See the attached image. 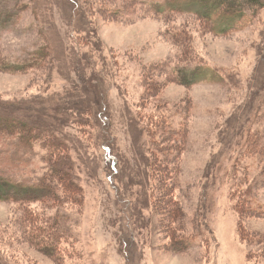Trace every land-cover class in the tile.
I'll return each mask as SVG.
<instances>
[{
	"label": "rangeland",
	"instance_id": "rangeland-1",
	"mask_svg": "<svg viewBox=\"0 0 264 264\" xmlns=\"http://www.w3.org/2000/svg\"><path fill=\"white\" fill-rule=\"evenodd\" d=\"M3 3L0 116L47 132L32 147L19 129L1 131L0 177L27 186L47 179L60 156L45 139L55 134L79 185L72 193L57 178L61 202H0V261L129 264V255L131 264H264V217L245 215L234 194L250 181L248 163L253 180L263 166L250 155L238 167L245 145L224 157L223 142L247 121L264 141V6L218 36L227 21L174 10L189 9L186 0ZM203 66L226 81L177 82L180 70ZM82 92L92 111L72 107ZM166 117L185 125L181 153L162 127ZM106 141L114 153L104 151ZM155 144L164 156L153 158ZM180 236L196 241L190 252L180 251Z\"/></svg>",
	"mask_w": 264,
	"mask_h": 264
},
{
	"label": "trees",
	"instance_id": "trees-1",
	"mask_svg": "<svg viewBox=\"0 0 264 264\" xmlns=\"http://www.w3.org/2000/svg\"><path fill=\"white\" fill-rule=\"evenodd\" d=\"M5 1L8 0H0L1 14L6 13V11L8 10L6 4L3 3ZM261 2V0H186V4L190 5L189 9L184 7L179 8L175 6L174 10H179V12L193 13L199 18L200 21H215L216 19L220 21L225 19L228 24H224L225 27L223 26L224 28H221L218 36H229L238 28V21L240 22L245 19L250 10L257 11L258 9H260V7L264 6V4H262ZM123 13L125 12L121 11L119 15L115 16L120 19ZM47 58L48 56L46 55V53L43 54L42 59L44 62H46ZM179 73L180 76L176 78L177 82L190 88L200 83L209 81H226V76L218 71L217 68H214L212 70L203 66L191 71L180 70ZM94 91L95 89L91 90V92H93L94 94L98 93L97 91ZM150 92H154L153 89H151ZM257 96L259 98L261 96V93L257 94ZM71 104L73 108L79 111L93 110L89 101L84 100L83 92L82 95H79L78 98H75L71 102ZM173 120L174 119L170 117L164 118L162 127L164 128V131L167 135H175L178 137L176 139L178 149L174 148L173 151H175L176 153H181L183 150L182 143L185 139V135H183L185 131V125L183 122L176 123ZM100 121L102 125H105V130H107V128L109 127L108 123L111 121L110 116L106 115V112H104L103 116H100ZM250 122L247 121L246 123H244L245 125L242 124L243 126L240 130H233L231 132L229 131L228 133L223 135V142L226 146V154L224 157H226L228 154L230 155L236 149L237 144L241 142L242 145H245V151L243 157L239 158L238 167L239 163L245 162L250 155H254L256 158H258L257 168L263 166V168L259 170V176H257L260 179L253 180V175L256 174L257 169L253 171L250 168L252 164L248 163L249 166L246 165V167L248 166L250 169H247L246 175L247 178H250V181L248 183H243L242 181L241 184L238 185V189H234V194L239 201L238 207L245 215L264 217V201L260 200L259 197L261 191H264V141L262 140L261 132L259 130L253 127H249V124H251ZM247 128H249L250 130H247ZM16 129H19V131H21L23 140L30 142L32 147H35L36 144L41 141V134L47 132V130L43 128V126H34L18 118H11L10 120H7L5 116H0V132L3 131L6 133H12ZM152 135L149 134V138L153 139ZM45 140L46 142H48L49 147L53 151V155L57 157V155L59 154L60 156L59 158L54 159L55 161L50 162L51 173L47 175V179H44L43 181H41V183L34 186H27L9 179H5V177H0V202L17 204L49 203L52 201L61 202V197L59 196L60 191L58 189V185H56V182L58 181L63 182L64 187H67L72 193L76 192L74 189L79 185L76 178L77 165L75 164L73 159L69 158L70 156L63 153V151L68 149V146L55 134L51 135L48 139ZM103 147L104 151L107 150L108 152H111L110 149H112L113 153L114 151H116L111 141H106ZM154 147L157 150L152 153L153 158H155L157 154L164 156V153L158 149V144H155ZM146 157L148 156L146 155ZM175 157L177 162L176 166L178 167V169L176 170L175 168L174 170L177 174L181 166V164L179 163L181 162L182 154H177ZM148 162L150 164L149 160ZM217 163L222 164L223 162H221L220 159H217L214 162V165ZM151 166H153L152 162ZM218 168L219 167H217L216 169L217 172L219 171ZM221 171H223V167ZM158 173L159 175L163 174V170L158 171ZM57 178H59L58 181H56ZM115 178H118V176H116ZM252 181H254V183H252ZM110 182L111 185L118 190L116 182ZM177 185L178 183L176 182L174 186ZM257 192L259 195L257 194ZM121 202L123 204H128V201L121 200ZM128 206H130V203L128 204ZM211 232L213 231L211 230ZM195 242V240H191L190 238H186L185 236H180L179 238H177L176 243L183 248V250L180 251L190 252L194 248ZM262 242L260 244H262ZM45 248H49L51 255H55L56 249H54L53 247ZM126 257L128 259V263L131 264L132 256L130 257L129 255H127ZM0 264L5 263L1 260Z\"/></svg>",
	"mask_w": 264,
	"mask_h": 264
}]
</instances>
